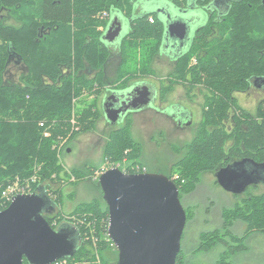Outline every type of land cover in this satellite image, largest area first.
<instances>
[{"label":"trees","instance_id":"trees-1","mask_svg":"<svg viewBox=\"0 0 264 264\" xmlns=\"http://www.w3.org/2000/svg\"><path fill=\"white\" fill-rule=\"evenodd\" d=\"M131 1L0 0V9L10 11L16 21L15 24L0 21V211L11 203L3 196L11 185L18 183L25 193L44 186L56 204L54 213L45 214L51 226L57 229L68 221L80 235L79 249L66 264L118 261V250L108 236L109 211L104 199L82 202L71 212L63 213L61 186L53 193L54 189L50 190L46 184L71 175L56 149L58 139L74 138L80 132L94 129L102 116L100 97H95L87 107L78 110L77 123L81 129L76 132L78 125L71 122L74 99L80 101L85 91L100 94L106 87L102 70L111 51L101 40L102 29L113 9L130 13ZM151 18L154 20L155 16L149 14L135 20L132 32L122 41L119 81L132 73V68L127 67L132 58L142 74L153 71L163 26L150 21ZM218 28L220 36L202 48L196 44L180 59L173 74L178 81L190 75V85L202 83L209 94L194 137L183 146V155L166 174L178 186L181 199L197 189L201 175L214 173L220 166L223 167L219 171L232 166V160L246 161L248 166L264 164V99L255 113H249L235 98V93L251 87L252 78L264 79V3L261 0L236 3ZM12 55L21 58L28 67L20 83L4 80ZM86 66L99 73L90 78L83 72ZM63 68L70 72H64ZM131 127L132 121L127 118L123 126L110 130L104 148L105 169L119 166L127 173H136L137 166H145L141 160L143 146L134 138ZM71 176L74 179L70 181L94 180L101 189L100 173L96 175L92 167L73 170ZM57 193L59 196H55ZM189 208L192 207H186L182 250L177 257L179 264H202L198 254L214 250L218 252L213 264H234L236 257L250 252L252 236L264 238V193L251 195L242 205L222 208L218 226L187 239L188 225L196 216V209L192 212ZM239 224L244 226L242 232L235 230ZM24 263L29 264L26 260Z\"/></svg>","mask_w":264,"mask_h":264},{"label":"water","instance_id":"water-1","mask_svg":"<svg viewBox=\"0 0 264 264\" xmlns=\"http://www.w3.org/2000/svg\"><path fill=\"white\" fill-rule=\"evenodd\" d=\"M109 25L107 32H116L112 31L113 22ZM117 33L115 39H121L122 32ZM144 93L143 97H117L119 103L127 105L124 109L110 105L105 97L102 109L108 123L115 126L127 110L146 108L151 99ZM238 165H228L219 173L230 171L237 177L234 168ZM247 169L248 175L261 177L264 164L254 163ZM98 181L109 211L108 236L118 250L116 264H179L187 211L173 179L153 171L126 173L115 166L103 171ZM55 211L56 204L44 186L14 195L10 205L0 211V264H25V260L29 264H53L72 258L79 249L80 235L67 223L54 229L45 214Z\"/></svg>","mask_w":264,"mask_h":264},{"label":"rangeland","instance_id":"rangeland-1","mask_svg":"<svg viewBox=\"0 0 264 264\" xmlns=\"http://www.w3.org/2000/svg\"><path fill=\"white\" fill-rule=\"evenodd\" d=\"M15 23L16 21L11 22V24ZM134 51L135 50L132 49V53H135ZM138 53H140V51H138ZM119 62L120 57L116 56L113 61L112 70H114V67H116ZM137 66L138 63L135 64L134 58L128 61L127 67L132 68V73L127 74L121 81L118 80V74L113 75L115 82L117 80L116 84L121 86L133 80L146 78L154 81L160 88H162L161 97H166L168 95L172 101H176L177 99L183 102L185 100L183 99L182 101L181 98L186 97L184 86H182L183 83L178 81L177 77L173 75L175 66L173 63L169 62L165 56L162 55L160 57L157 55L152 64L153 71H149L145 75L144 73L142 74V70L138 69ZM21 74V66L12 64L7 69L5 80L20 83ZM128 76H131V78L126 80ZM167 78L170 79V83H167ZM173 78L175 79L173 80ZM171 84L174 85L173 89ZM168 85H170L171 90L166 93L167 87L165 86ZM195 92L196 94H199V97H202V95H200L199 88H196ZM238 93H235V96L239 98L240 96L259 97L258 91L253 88L249 89V94L246 96ZM101 94L102 92L97 94L85 91L82 95L83 98H81L80 101H78L79 99H74V110L71 120L73 125H78V110H82L87 107L89 103L96 99L95 97H100L101 99ZM260 97H264V93ZM242 100L243 99L241 98V101ZM259 100L260 98H256V103L249 107L248 110L250 112H256ZM98 104L101 110V101H98ZM195 104L196 111L193 112L192 110V117L190 119H183V122H188L189 125L186 124L188 126L182 125L181 127H177L173 122L174 119L171 118V116H166L168 112H161L159 108H156L157 105L155 104H152L150 109L137 112L138 114H134L129 117L132 121V134L134 138L143 146V156L141 160L148 169L163 174H169L171 172L173 164L183 155V146L192 140L197 131L199 122L201 121V103L197 102ZM125 122L126 119L119 121L115 126H111L102 112V116L96 123L94 129L86 132H80L74 138L67 136V138L58 139L59 143L55 144V146L58 150L65 170L72 175L73 170L92 167L96 170V175H99V173L101 175L103 169L106 168L104 165V148L107 142L108 134L112 128L123 126ZM75 129L77 132L81 128L78 125V127L75 126ZM47 135H50V133ZM71 175L69 177L63 175L61 179L56 177L58 180L57 182H55V179L54 182L49 180L47 184L46 182L44 183L49 186L48 188L50 190L54 189L53 193L57 192L58 190L56 189L61 186L59 189L62 190L61 204H63L61 211L63 213L71 212L82 202L91 201L95 198L103 199L102 191L98 186H96L94 180L86 178L82 180L80 179L79 181H70L74 179ZM224 178V175L220 176V174H203L201 175V182L199 183L197 189L184 196V205L186 207L193 206L192 208H189V210L193 212V210L196 209L197 214L188 225V237L189 235H193V238H197L199 232L213 230L220 224L221 209L224 206H233V202L230 199L232 195L228 192L227 188L224 186L225 182L222 180ZM256 180L264 182V179L261 178ZM16 185L19 189H14L13 193H22V191H19L21 187L18 183L11 185L10 187H15ZM3 196L5 199H11V197L9 198L7 195H4V192ZM55 196H59V194L57 193ZM196 206L197 208H195ZM208 208L210 209L208 210ZM63 223H67L74 228V225L71 222L64 221ZM235 230L236 232H242L244 230V226L239 224L235 227ZM78 244H80V240ZM217 252L218 250H214V252L206 255L198 254V257L203 260L201 262L202 264H213L214 258L217 256ZM235 259L234 264H264V238L261 236L254 238L252 246L250 247V252L245 255L238 256Z\"/></svg>","mask_w":264,"mask_h":264},{"label":"flooded vegetation","instance_id":"flooded-vegetation-1","mask_svg":"<svg viewBox=\"0 0 264 264\" xmlns=\"http://www.w3.org/2000/svg\"><path fill=\"white\" fill-rule=\"evenodd\" d=\"M241 1L243 0H132L130 13H128L127 10L120 11L118 9H113L108 14L107 25L102 29L101 35L102 42L105 43V45H107L111 51V56L102 70V76L106 87L102 92L101 97H103V99L108 97L110 105H113L118 109H124L127 105H122L119 103L117 101V97H143L145 94L144 92H146L151 99V103L146 108L140 109L138 111L127 110V112L124 114L123 120L131 117L134 114H138L137 112L150 109L152 104H155L157 105L156 108H159L161 112H168L166 116H171V118L174 119L173 122L177 127H181L182 125L188 126V122H183V119H190L192 117L193 112L196 111L195 103L197 102L201 103V107H199L200 114L202 113L206 95H209L208 90L204 88L202 83L196 84L192 87V85H190V81L192 80L190 75H187L186 79H179V81L183 83L182 86H184V92L186 93V97H181L182 101L185 99L183 102L177 99L176 101H172L168 95L166 97H161L162 88H160L154 81L148 80L146 78L133 80L123 87L118 86L114 80L115 78H113V75H117L121 62L120 47L122 41L132 32V24L135 20L144 18L149 14H153L155 18L154 20L152 19V21L160 22L163 26V35L158 55L160 57L162 55L165 56L167 60L173 63V65L176 67L180 59L185 57L186 54L189 53V51L196 44L199 48H202L206 42H209L213 38L220 36L221 32H219L218 28L219 24L224 22L227 18V15L233 11L234 5ZM261 1L264 3V0ZM1 20H4L9 24H11L12 21H15L14 16L10 13V11L3 8L0 9V21ZM112 22L114 25L112 31L116 32H107L108 26H110L109 24ZM118 31L122 32L121 39H115ZM104 38L107 41L104 40ZM114 39L115 41H113ZM116 56L120 57V62L116 67H114V70H112L113 61ZM193 62L195 64L197 60H194ZM12 64L21 66V80L22 77L27 74L28 67L21 58L12 55L9 58L5 74H7V69ZM63 70L64 72L67 71V73L70 72V69L67 68H63ZM83 72L90 78L95 77L99 73L98 71L91 69L89 66H86ZM174 79L175 78H173V80ZM5 82L17 83L16 81L9 82L7 80H5ZM170 82V79L167 78V83ZM173 84H171L172 89L174 87ZM165 87H167V91L165 90L166 93L171 90L170 85ZM126 88L130 89L122 91ZM196 88L200 89V95H202V97H199V94H196ZM250 88L257 90L259 97L240 96L239 98L235 96V98L242 109L252 113L248 109L250 106L256 103V98H260L258 104L262 99H264V97H260L264 93V79H258L257 77L252 78ZM249 89L239 93L246 96L249 94ZM110 97H113V99L111 100ZM241 98L243 99L242 101ZM103 99H101V107H103ZM235 161L237 162L236 159L232 160L231 164H233ZM222 167L223 166H220L213 174L218 175L220 172L219 169ZM247 167L248 165L240 163L237 168H234V172L238 174L237 177L232 175L233 172L230 171L229 173H219L220 176L224 175L225 177L222 180L225 182L224 186L232 195L230 199L233 202V206L244 204L245 199L250 198L251 195L264 193V182L256 180L260 178L264 179V176H262L264 173H262L261 177L259 174L250 176L248 175V169L253 173H255V171L251 167L248 169ZM181 200L184 205V196ZM257 236L258 235L252 236V238L249 240L250 247L252 246V241ZM185 238L188 239V233H186ZM187 239L185 240L187 241Z\"/></svg>","mask_w":264,"mask_h":264},{"label":"built area","instance_id":"built-area-1","mask_svg":"<svg viewBox=\"0 0 264 264\" xmlns=\"http://www.w3.org/2000/svg\"><path fill=\"white\" fill-rule=\"evenodd\" d=\"M150 21H152V18L150 19ZM125 171V170H124ZM126 172V171H125ZM136 173H144L147 172V167L145 166H137V168L135 169ZM14 189H19L17 188V185L14 187H10L9 189H7V191L4 192V195H7L9 198L13 196V190ZM19 191L25 192L24 188H20ZM67 259H60L56 262H54L53 264H66Z\"/></svg>","mask_w":264,"mask_h":264},{"label":"crops","instance_id":"crops-1","mask_svg":"<svg viewBox=\"0 0 264 264\" xmlns=\"http://www.w3.org/2000/svg\"><path fill=\"white\" fill-rule=\"evenodd\" d=\"M101 99H103V97H101ZM101 99H100V101H101ZM111 126H112V125H111ZM212 179H213V178H212ZM223 206H224V205H223ZM231 206H232V205H231ZM192 207H193V206H192ZM224 207H230V206H224ZM224 207H223V208H224ZM196 215H197V214H196Z\"/></svg>","mask_w":264,"mask_h":264}]
</instances>
